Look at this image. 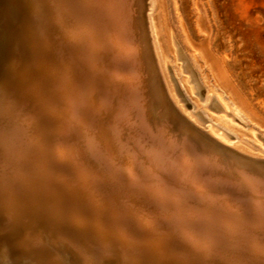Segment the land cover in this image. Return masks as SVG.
Returning a JSON list of instances; mask_svg holds the SVG:
<instances>
[{
    "label": "bare ground",
    "instance_id": "bare-ground-1",
    "mask_svg": "<svg viewBox=\"0 0 264 264\" xmlns=\"http://www.w3.org/2000/svg\"><path fill=\"white\" fill-rule=\"evenodd\" d=\"M140 5L0 0V223L31 256L47 224L45 264H71L59 236L84 264H264V159L222 126L241 130V96L188 63L216 113L180 103Z\"/></svg>",
    "mask_w": 264,
    "mask_h": 264
},
{
    "label": "rangeland",
    "instance_id": "rangeland-1",
    "mask_svg": "<svg viewBox=\"0 0 264 264\" xmlns=\"http://www.w3.org/2000/svg\"><path fill=\"white\" fill-rule=\"evenodd\" d=\"M145 2L150 3L148 9H145ZM140 7H142L141 16L147 13L151 19L152 34L155 37L159 56L162 57L163 52L169 59L166 72L171 86L181 99L180 103L190 104L191 110L200 114L204 120L208 118L207 111L215 112L214 109L209 110L204 105L192 81L189 82L190 84L181 81L182 76L189 75L183 71L185 64L189 63L202 85L204 81H208L221 87L223 84L219 76L222 73L224 77L227 75L225 78L237 92L233 95L227 86L222 87L225 91H231L226 95L236 97L235 94L239 93L241 96L244 103L241 112L243 122L236 124L241 129L239 132L226 125L222 126L229 130H225L228 134L237 136L235 145H239L237 148L239 147L240 152L264 159V151H262L264 150V0H141ZM127 10L133 21L138 13L132 2L127 4ZM1 17L3 18V15H0V19ZM2 21H0V43H2L0 56L8 49L2 47V45L6 46L4 41L6 24ZM212 60L217 62L218 69ZM3 61L4 59L0 57V68L4 66ZM178 64L181 65V70ZM2 68L0 72L4 71ZM138 79L144 81L145 78ZM188 85L192 86L191 90ZM142 96H146V92H142ZM140 104L146 107L144 102ZM204 124L203 120L199 121V125ZM173 129L178 130V127L175 126ZM252 130L254 133L251 135ZM181 133L178 131L176 135L185 134ZM2 214L3 211H0V221L4 223L6 221L1 217ZM35 229L32 228L31 231L36 232ZM38 229L46 234L47 239L53 236L47 224ZM17 237L7 225L0 223V264H39L40 260V264H45L46 259L53 256L52 246H47L50 244L45 238L33 239V246L40 251L32 253L35 256L33 257L23 250ZM59 237H55L57 238L55 245L60 250L66 251L64 256L68 255L71 264H84L82 255L74 253L72 249L67 250L68 243L62 236ZM129 263L131 262L127 264Z\"/></svg>",
    "mask_w": 264,
    "mask_h": 264
},
{
    "label": "snow or ice",
    "instance_id": "snow-or-ice-1",
    "mask_svg": "<svg viewBox=\"0 0 264 264\" xmlns=\"http://www.w3.org/2000/svg\"><path fill=\"white\" fill-rule=\"evenodd\" d=\"M36 19H37V13H34L33 18H32L33 23H35Z\"/></svg>",
    "mask_w": 264,
    "mask_h": 264
}]
</instances>
